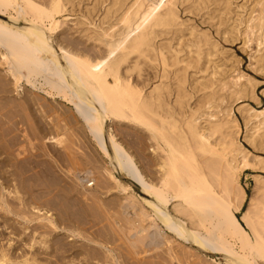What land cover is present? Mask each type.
I'll list each match as a JSON object with an SVG mask.
<instances>
[{
  "label": "bare ground",
  "instance_id": "1",
  "mask_svg": "<svg viewBox=\"0 0 264 264\" xmlns=\"http://www.w3.org/2000/svg\"><path fill=\"white\" fill-rule=\"evenodd\" d=\"M188 1L191 2L192 6L200 7L208 4L211 0ZM177 2L178 0H97V5L93 8V11H96L99 5L104 6L103 17L99 25L100 27L98 26L97 28L99 32L91 34L86 23L88 19L85 18V21L79 19L77 25L80 29H74V31L70 33V38L67 37V34L65 36L67 37V41L66 44H64L59 39L63 37L61 34V37H58V35L54 36L61 27V23L57 20V17L66 11L75 13L74 8L76 5L74 0H50V4L46 2V6L36 0H0V16H3L2 13H5L8 9H12L15 13V16L9 19H5V17L4 19L0 18V48L4 50L0 55V60L3 59L8 64L5 76L12 77V79L18 83V86H16L17 90H22L21 88L23 86L21 82L25 80L29 85L39 89V91L41 90V92L43 91L47 94L54 93L66 99V102L74 108V113L86 127L98 148L108 157L110 161L108 181L111 182L113 180V182L120 184L122 188H126L128 185L124 186L114 174L123 176L130 183L137 186L142 194L147 197L141 199L146 208L142 207L139 213H136L139 220L133 222L136 226L135 232L130 235L125 233V235L122 236V238L125 237L126 239L125 243H127V247L123 245L124 241H121L123 243L117 242L125 247L124 249L127 250V255L125 253L124 255L130 258V261L128 258L125 259L126 257L122 252L123 249L121 251L118 250L119 253H117V250L105 239L107 236H102L100 237L101 239H97L98 241L94 238L89 239L90 242L94 244L91 246L92 259L95 258L97 264H176V261H180V255L183 254H180L181 252L179 251V249L183 250L181 249V246H184L183 244L189 245L188 249H185L184 252V256L188 259L193 257L192 251L196 249L204 254H213L214 256L223 255L228 264L264 263V194L261 202L258 204V212L254 216L251 215V208L254 206V198H248V194L245 191L246 189H244L243 186L239 185L238 188H235V185L238 186L239 184L237 182L238 173L244 169L253 167L256 171H264V157L255 155L251 162L249 156L250 152L237 141L238 131L235 130V128H237L238 125L235 119L230 117L232 112L231 108L226 106L222 109V112L218 111L217 108L220 107V103L222 104L226 100V98L218 95V90L224 89L228 83L223 82L224 79L219 80L217 77L219 72L216 71L215 61L212 59V54L214 55L212 51L216 50L217 46L213 43L210 36L206 34L199 35L193 30L190 31L192 39L187 40L185 43L182 41L184 37L182 35V27L184 24L180 21L178 15ZM47 3L49 6H47ZM218 3L219 9L221 10H219V12L223 15L227 7L221 1ZM258 4L260 8L258 9L257 17L253 18L254 23L252 29H256L257 41L259 42V46H261L264 45V0H258ZM67 5H70L71 10H68ZM217 8L218 6H216V9ZM27 15L32 16V19L28 21L27 24H23L22 20ZM82 16L85 17V15ZM43 20L51 22L48 28L45 27ZM63 28H65V26ZM76 34L78 35L75 36ZM172 34L179 35L176 47H174L169 40L165 42L167 41L166 39H169L168 36ZM245 34H247V32ZM89 41L93 42L92 47L86 43ZM258 57L259 58L255 59L264 69V53H261ZM148 67L155 69L156 77L146 82L143 80V77L145 74L144 70ZM210 67L211 72L203 76V79H205L204 82H196L195 86L190 84L189 70H194L202 74L206 73ZM238 78L240 80L244 78L246 82L239 85L237 90L231 92L229 94L230 97H227L226 101L233 96L238 100L248 96L249 93L253 96V79L246 77L242 72L239 73ZM140 79L142 82H139ZM8 91L6 90L5 92L7 93ZM199 92H202V94L198 96L197 101L192 106V100ZM21 101H23V98ZM36 101L38 102L39 100ZM11 102H13V100H11ZM40 102L42 103V101ZM44 102L46 103L47 101ZM31 104H29L30 107L32 106ZM48 105L49 101L48 104L46 103L47 108ZM50 105L51 107L54 106H52V103ZM18 106L20 107L22 105L20 104ZM47 108L46 110L48 111L50 107ZM251 108L250 111L253 114H251L250 117H254L255 119L264 117V110L258 111L253 109V107ZM52 110L53 109H50V113H52ZM47 111L46 113H49V111ZM67 111L70 112V109ZM58 112L60 113V111ZM220 112L222 116H219ZM63 113L65 114V112L62 111V115H64ZM30 115H32L31 112ZM60 115L61 114H57V116ZM38 116L39 115H37V118ZM64 116H62L61 119H63ZM69 116L70 115L67 117ZM34 118H36V116ZM69 118L77 123L75 117ZM115 120L130 124L133 129L141 131V133L148 138L152 159L144 164L146 168L143 167L142 164L144 162L142 163L140 157L133 153V151L115 134L112 127V122ZM107 121H110V124H107ZM74 122L72 123L74 124ZM32 125L34 124L32 123ZM72 125L70 124V126ZM81 130L82 129H80V134H82ZM124 130L126 129L124 128ZM261 130L259 126H256V131L254 132H251V130L247 128L245 139L251 143L258 141L259 147L264 148V131H262V134H257V131ZM41 131L44 130L41 128ZM45 131H47V128ZM82 131L84 132V129ZM76 134L77 133H75V135ZM84 138L87 139L86 137ZM48 139L63 145L61 143L64 138L52 136ZM86 141L88 143V140ZM71 142H73V140ZM33 143L34 142H32V144ZM28 144L30 145V143ZM43 146L46 145L43 143ZM23 149L20 150L23 151ZM139 149L140 148H138V150ZM31 150L32 149H30V151ZM50 154L48 153L47 156ZM70 155L74 157V154ZM38 157H40V155ZM20 158L25 159L24 157ZM20 158L18 157L17 160ZM69 161L70 163H74L75 159L73 162H71V160ZM43 162L45 161L42 160L41 163ZM47 162H45L47 164L46 167L50 169L51 166H48L49 163ZM25 163L28 164L29 160ZM0 165L5 168L2 166V163ZM42 166L44 167V165ZM53 166L54 165H52V169H54ZM16 167L18 166L16 165ZM20 167L22 166L20 165ZM24 167L27 166L24 165ZM29 167L30 166H28V168ZM47 169L48 168H46V170ZM151 169H153V172ZM30 170L32 171L34 169L31 167ZM50 171H47V173ZM65 172H67V170ZM27 173H29L30 178L31 172L28 171ZM51 173L55 175L54 172ZM36 174L38 175V173ZM33 175L34 174H32V176ZM48 175H50V173H48ZM4 176L7 175L5 174ZM40 177L42 179V175ZM55 177L57 179V176ZM59 177L61 176L59 175ZM103 177L104 176H102V178ZM35 178H38V176ZM43 178L45 179V176ZM0 179L3 180V174L0 176ZM96 179L97 178H95V180ZM90 180L91 178H81V182L83 184L84 182L87 183V186L94 185L93 182H89ZM39 182L37 185H39ZM58 183H60V180ZM62 183L60 185L65 187L63 184L66 183ZM255 183L256 188L260 186L264 188V177L259 175L255 176ZM3 184L4 183L1 181V186H3ZM70 184L69 186L72 187ZM3 188V190H6L5 187ZM42 188H38V192ZM74 188L76 189V187ZM30 190L31 188L29 187L28 194ZM252 192L254 191L252 190ZM62 193L63 192H61V194L58 193L59 197L60 195L64 196ZM84 193L87 194V192ZM8 194H11V192H8ZM34 194L38 195L37 191ZM73 195L72 196L75 197L76 193ZM91 195H89L90 198ZM55 196L56 195H54V197ZM61 198L60 200H62ZM83 198H85V196ZM83 198L81 199L84 200ZM247 198L249 200H247ZM1 199L4 206L8 207L7 203L9 201L6 203L4 200V193L1 195ZM15 199L18 200L20 204L24 203L17 189L15 190ZM73 199L75 200L77 198ZM44 200H46V198H44ZM58 200L55 201L54 198L52 204L53 202H58ZM66 200L67 199H65V201ZM70 200L69 205L71 203ZM95 201H93V205ZM87 203L90 204V202ZM112 203L113 202H111V204ZM54 204L57 205V203ZM74 204L76 205V203H73V206H71L75 208L76 206ZM56 205H54V207ZM57 206L55 207L56 210L59 209ZM89 208L90 206L87 207L88 210ZM31 211L37 219L46 221L47 225L50 226L49 229L54 230V228H59L56 225L57 223L55 224V220L58 216L54 218V215L56 216L57 214L52 212L53 210L51 211L44 207L31 205ZM129 211L132 212L131 209ZM88 212L91 213L94 211L91 210ZM240 212L241 214L238 216ZM110 213L111 212H109V214ZM92 214L93 213L90 215ZM102 216L105 217L104 214ZM120 219L122 218H119V220ZM100 222H97L96 226L93 227H96V229L101 228ZM88 223H90V221ZM89 225H91V223ZM109 226L112 227L110 224ZM129 226L127 228H129ZM86 227L85 225L84 228ZM33 229L34 228H32V230ZM54 231H67L70 232L72 236L75 235L72 230L66 227ZM90 231H93V229L89 230V232ZM113 231L112 234L114 233ZM96 232H98V230ZM112 234L110 233V235ZM47 236L48 235L44 234L40 238L44 240ZM59 237L60 236H57L58 239ZM86 237L88 236L86 235ZM115 237V239H117V236ZM62 241L64 240L62 239ZM52 242L55 243L53 240ZM65 242L60 241L62 246L67 244ZM77 244H74V247L77 246ZM64 247H66V245ZM117 247L119 246L116 244V248ZM77 248L79 247L77 246ZM80 248H82V246ZM68 251H70V249ZM150 251H156V254L154 253L153 255V259L156 260L152 259L150 261V259H145L146 257L140 258V256L148 254ZM52 255H56V253ZM10 258L7 252H5V249L1 248L0 264H9L11 262ZM120 258H123L122 262ZM194 262L192 264H194ZM17 264H36V262L26 257ZM79 264H82V262ZM84 264L86 263L84 262Z\"/></svg>",
  "mask_w": 264,
  "mask_h": 264
},
{
  "label": "rangeland",
  "instance_id": "2",
  "mask_svg": "<svg viewBox=\"0 0 264 264\" xmlns=\"http://www.w3.org/2000/svg\"><path fill=\"white\" fill-rule=\"evenodd\" d=\"M36 1L43 4L44 6H46V2H49V4H50V0H47V1L36 0ZM96 1L97 0H74L75 5H76L74 8L75 13H72L71 11L69 13V11L68 12L66 11L67 13L63 12V14H61L60 16L57 17V20H59L61 23V27L55 33L54 36L58 35V37H61V35H62L63 37H61L59 39L61 42L66 44L67 37L70 38V33L72 31H74V29H80V27L77 25L78 24L77 21L79 19L82 21H85V18L88 19V21H86V23H87L88 28L90 29L89 32L91 34L99 32V30L97 28L100 25V22H101L100 20L103 17L104 6L99 5L97 7V10L93 11L94 10L93 8L97 5ZM220 1L223 2L227 7V9L223 13V15L221 14V12H219L220 9H219V3L218 2H220ZM49 4L47 6H49ZM216 6H218L217 9H216ZM67 8H68V10H71L70 5H67ZM259 8H260V5L258 4V0H211L208 4L202 5L200 7L192 6L191 2L188 0H178V2H177L178 15H179L180 21L184 24L182 27V35L184 36L182 38V41L185 43L187 40H191L192 36H190V31L193 30L194 32H196L199 35L206 34V35L210 36L213 43H215L217 46L216 47L217 51L216 50L212 51L214 53V55L212 54V59L215 61V65H216L215 69H216V71L219 72L217 77L219 80L224 79L223 82L228 83V85L224 89L218 90V95L226 98V100H227V97H230L229 94L231 92L237 90L239 88V85L246 82V79L241 78V80H240L238 78V75L240 72H242L244 75H246V77H250L251 79H253V84H254L253 96L251 93H249L248 96L240 98L238 100H236L233 96L231 99L229 98L228 101L225 100L224 103H222V104L220 103V107L217 108L218 111H221V112H222V109L226 106H229L231 108L232 112H231L230 117H233L236 121V124L238 125L237 128H235V130L238 131L237 141L240 142L241 145L247 151L250 152L249 156H250L251 162L253 161V158L255 155L264 157V153H263L264 148L259 147L260 145H259L258 141H256L255 143H251L245 139V135L247 133V128H248V130H251V132H254V131H256V126H259L262 130L257 131V134H262V131H264V117H260L257 119H255L254 117H250V115L253 114L250 111V109H252L251 107H253V109L258 110V111L264 110V69L261 67V64L257 63V61L255 59V58H259L258 56L261 53H264V45L259 46V44H258L259 42L257 41L256 29H252L253 28L252 25L254 23L253 18L257 17ZM2 14H3V16H0V18H2V19H4V17H5V19L6 18L9 19V18L15 16V13L12 9H8L5 11V13L3 12ZM82 15H85V17H83ZM31 19H32V16L27 15L22 20V23L27 24L28 21H30ZM43 23H44L46 28H48L51 24V22L48 20H43ZM67 23H69V24H67ZM63 25L65 26V28H63L64 27ZM104 26H106V25H104ZM240 29H241V31H240ZM252 30H254V31H252ZM65 32H67V33H65ZM246 32H247V34H245ZM66 35H67V37H65ZM77 35L78 34H76L75 36H77ZM178 37H179L178 34L169 35L168 36L169 39H166L167 41H165V42H168V40H169V41H171L172 45H174V47H176V45L178 43V40H177ZM65 38H66V40H65ZM89 42H86V43H88V45H91V47H92L93 42H91V41H89ZM214 51H216V52H214ZM2 52H4V50H2L0 48V55ZM253 60H254V62H253ZM238 67H240V68H238ZM7 69H8V64L3 59H1L0 60V77H2V78L4 77V78H3V80H2V78H0L1 79L0 84L3 83V84H1L3 87L0 85L1 86L0 89L2 88L0 90L1 91L0 92V97H1L0 103L2 104V105L0 104V112H1V114H0V145H1L0 146L1 147L0 148V164L2 163L3 164L2 166H4L5 168L1 167V165H0V168H1L0 169V176H2V174H3V180L0 179V249L1 248L5 249V252H7L9 258L11 257L10 258L11 262L9 264H17L18 262H21L22 260H24L26 257L28 259H30L31 261L36 262V264H79L81 262H82V264H84V262L86 264H92V262H93V264H97L96 259L95 258L92 259L91 246L94 244L92 242H90L89 239L94 238L95 240H97V239H101L100 237H102V236H107V237H105V239L107 241H109V244L112 247H114L115 250H117V253H119L118 250L121 251L123 249L122 250L123 255H124V253L126 254L127 250L124 249L125 247L123 245L126 246L127 243H125L126 242L125 237L122 238V236L125 235V233L127 235H130V234H133L135 232L136 226L134 225L133 222H136L139 220V217L136 213H139V211L142 207L146 208L143 205L141 199L147 198V197L144 194H142V192L139 190V188H137V186L130 183L123 176H120L118 174H114L117 177V179L124 186L128 185L126 188H122V186H120V184L113 182V180L111 182L108 181L109 180L108 174L110 173V171H109L110 161H109L108 157L104 153H102L101 150L98 148L97 144L93 141L92 137L88 133L86 127L83 125V123L80 121V119H78V117L74 113V111H73L74 108L66 102V99H64L63 97L57 96L54 93L47 94L46 92H43V91L41 92V90L39 91V89L33 88L25 80L21 82V84L23 86L21 89L23 91L20 89H18L19 90L18 91L16 89L17 88L16 86H18L17 85L18 83H16V81L14 79H12V77L5 76ZM209 72H211V67L207 70L206 73H202V74H200L199 72H195L194 70H189L190 84L195 86L196 82H204L205 79H203V76L207 75ZM144 73L145 74H144L143 80L146 82H149V79H153L154 77H156L155 69H151L150 67L145 68ZM2 81H4L6 84ZM139 82H142V80L140 79ZM5 85L7 88L5 87ZM6 90L7 91L9 90V91L6 93L5 92ZM32 93H33V95H32ZM4 94H5V96H4ZM201 94H202V92H199L194 96V99L192 100V106L195 104V102L198 99V96H200ZM28 97H30V98H28ZM11 98H13V99H11ZM22 98H23V101H21ZM5 99H6V101H5ZM11 100H13L14 103L11 102ZM18 100L20 101V103ZM36 100H39V101L37 102ZM40 101H42V103ZM44 101H47L46 102L47 104L49 101L48 108L50 107V109H53L51 111L53 114L50 113V109H48L46 107V103ZM5 102H8V103H5ZM16 102H18V103H16ZM50 102L52 103V106L54 105L53 107H51ZM20 104L22 106L19 107L18 105H20ZM29 104H31L32 106L30 107ZM57 104H58V107H57ZM28 105H29V107H28ZM64 105H65V107H64ZM7 108H8V110H7ZM46 108L48 109L49 113H46V111H47ZM69 109H70V112L67 111ZM4 110H5V112H4ZM26 110H27V113H26ZM32 110H34L36 112H34ZM58 111H60V113ZM62 111L65 112V114L64 113L63 114L66 116V118L64 115H62ZM30 112L33 116L35 115L36 118H34L35 116L33 117L32 115H30ZM221 112L219 113V116H222ZM66 113L67 114L69 113L68 114V115H70L69 117H72V118L75 117V120L77 123H75L73 119L70 120V118L67 117L68 115ZM36 114L39 115L38 116V118L40 117L39 119L37 118ZM57 114H61L62 116H64L63 119H61V117H62L61 115H60L61 116L60 117V116H57ZM57 117H59L60 119ZM14 119H17V120H14ZM38 121H40V122H38ZM72 122H74V124ZM32 123L34 125H37V126L32 125ZM69 123L71 125L72 124L73 125L70 126ZM112 123H113L112 127L114 129V132L118 136V138L121 141H123L124 144L130 150L133 151V153H135L138 157H140V160L142 161V163L144 162L142 164L143 167L146 168L144 166V164L146 162H149L152 159L151 150H150L151 148H149L150 142H149L148 138H146L141 133V131H139L137 129H133V127L128 123H124V122H120V121H116V120L113 121ZM17 124H19V125H17ZM76 124H78V125H76ZM107 124H110V121H107ZM58 125H60V126H58ZM67 126H69V127H67ZM75 126L76 127L79 126L78 127L79 129L76 128ZM120 126H121V128H120ZM33 127L35 130L33 129ZM44 127H45V129H44ZM38 128H39V131H38ZM41 128L44 131H41ZM46 128H47V131H45ZM124 128L127 131L124 130ZM127 128H129V129H127ZM80 129H82V130L84 129V132L81 130L82 134H80ZM131 129L133 132L131 131ZM128 132H130V133H128ZM137 132H138V134H137ZM75 133H77L76 135L80 139L75 135ZM83 133L85 136L83 135ZM71 135L75 138L76 141L74 140V138ZM52 136H58L59 138L60 137L64 138V139H62V143H61L63 145H60L58 143H55L53 140L48 139L49 137H52ZM84 137H86L87 139H85ZM72 140H73V142H71ZM86 140H88L89 144L87 143ZM32 142H34V143L32 144ZM65 142H66V144H65ZM28 143H30V145ZM43 143L46 146H43ZM82 143L84 146L82 145ZM71 145L73 146V148ZM29 148L32 149L31 150L32 152L30 151ZM138 148H140V149L138 150ZM20 149H23V151H21ZM71 149H73V150H71ZM6 151H8V152H6ZM260 152H262V153H260ZM48 153L49 154L51 153L49 155L50 158H49V156H47ZM70 154H72V155L74 154V157L71 156ZM28 155H29V158H28ZM37 155L38 156L40 155V157H38ZM18 157L19 158L20 157H24V158L26 157V158L25 159L20 158L19 160H17ZM76 158H77V160H76ZM74 159L76 162L74 161ZM28 160H29V163L28 164L25 163V162H28ZM33 160H34V162H33ZM42 160L45 162L48 161L47 162V163H49L48 166H51L50 169H49V167H46L47 164L45 162L41 163ZM69 160H71V162L74 161V163H70ZM35 162H37V163H35ZM40 163H41V165H40ZM16 165L18 167H16ZM20 165L22 167H20ZM24 165H26L27 167H24ZM42 165H44L45 169ZM52 165H54L53 166L54 169H52ZM28 166H30L29 167L30 169L32 167V169H34V170L31 171L28 168ZM25 168H27L28 170ZM46 168H48V169L46 170ZM66 170H67V172H65ZM24 171L31 172V174H30L31 177L29 178V173L24 172ZM34 171L35 172L37 171L36 173H38V175ZM47 171H50V172H48V173H50V175H48ZM55 171H57L58 174ZM151 171L153 172V169H151ZM51 172H54L55 175ZM42 173H44L45 175ZM5 174L7 176H4ZM27 174H28V176H27ZM32 174H34L33 175L34 177L32 176ZM41 175H42L43 180L40 177ZM59 175L61 177H59ZM257 175L264 177V171L263 172H260L258 170L256 171V169H254L253 167L248 168V169H244L243 171L238 173L237 182L239 184H238V186L235 185V188H238L239 185L243 186L244 189H246L245 191L248 194V198L249 197L254 198V206L251 208L252 209L251 215H254V216L258 212V204L261 202V200L263 198V194H264V188H262V186H260L259 188H256L255 176H257ZM37 176H38V178H35ZM44 176H45V179L43 178ZM55 176H57V179ZM102 176H104V177L102 178ZM51 178L54 180H52ZM81 178H85V179L91 178V180L89 182H94V185L87 186V183H85V182L83 184L81 182ZM95 178H97V179L95 180ZM47 179H49V180H47ZM13 180H15V181H13ZM59 180H60V183H58ZM1 181L4 183L3 186H1ZM42 181H44V182H42ZM38 182H39V185H37ZM62 182L66 183L67 185L63 184ZM42 183L44 184V187H43ZM57 183H58V185H57ZM61 183L65 187H62V185H60ZM70 183H73V184H70ZM235 183H236V181H235ZM32 184H33V186H32ZM40 184H42V185H40ZM69 184L72 185V187L69 186ZM110 185H112V186H110ZM3 187H5L6 190H3L4 189ZM7 187H8V189H7ZM29 187L31 188V190L33 192L30 190L29 194H28ZM69 187L72 191L69 189ZM74 187H76V189ZM38 188H42V189H40L38 192ZM65 188H67L68 191ZM16 189L19 191V196L23 199V202H24L23 204H20L18 202V200L15 199V190ZM35 190L37 191L38 195L34 194V193H36ZM252 190L254 192H252ZM8 192H11V194H8ZM57 192L60 194H61V192H63L62 194L64 196L60 195V197H59ZM84 192H87V194ZM3 193H4V200L6 201V203L9 201L7 203L8 207L4 206V204L2 202L1 195H3ZM75 193H76V195H75V197H73L74 196L73 194H75ZM251 193H252V196H251ZM54 195H56V196L54 197ZM89 195H91V198ZM117 195H118V197H117ZM29 196H32V197H29ZM42 196H44V197H42ZM49 196H51V197H49ZM66 196H68V197H66ZM84 196H85V198H83ZM53 197L55 198V201L59 199L58 202H53V204H52V201H54ZM61 197H63V198H61ZM72 197L77 198V199H75L76 201ZM44 198H46V200H44ZM60 198L62 200H60ZM81 198H83L84 200H82ZM248 198H247V200H249ZM65 199H67V200L65 201ZM92 199H94V200H92ZM11 200H12V202H11ZM69 200L71 202L70 205H69ZM84 201H85V203H84ZM93 201H95L94 205L97 204L96 206H97L98 210L96 209V206L93 205ZM34 202H36V203H34ZM72 202L76 203V205L74 204L76 206L75 208L72 207L73 206ZM87 202H90V204H92V205H90ZM111 202H113V203L111 204ZM37 203H39V204H37ZM54 203H57L58 206ZM58 203H60L62 205H60ZM246 204H245V206H246ZM31 205H37L40 207H44V208L50 209L51 211L53 210L52 212L57 214L56 216L53 214L54 218H56L57 216L59 217V219L57 217L55 220V224L57 223L56 225L59 228L58 229L54 228V230H60L62 227H66V228L72 230L75 233V235L72 236V234L70 232H67V231L56 232L53 229H49L50 226L47 225L46 221H41V220L37 219L36 216L32 213ZM54 205L59 207V209L57 208L58 210H56V208H55L56 206L54 207ZM65 205H66V207H65ZM88 205L90 206L89 210L87 209V207H89ZM92 206H94V207H92ZM128 206H130V207H128ZM105 207L108 209H106ZM99 208H100V210H99ZM102 208H103L104 212H103ZM110 208H112V209H110ZM129 208L132 210V212L129 211L130 210ZM75 209H78V210H75ZM79 209H80V211H79ZM14 210H16V211H14ZM91 210L94 211V212H91V213H93L92 215H90L91 213L88 212ZM58 211H61V212H58ZM69 211H70V213H69ZM100 211L102 212V214ZM67 212L69 213V215ZM109 212H111L110 213L111 215L109 214ZM103 214L105 215V217L102 216ZM240 214H241V212L238 214V216H240ZM106 215L108 216V218ZM134 215H136V216H134ZM118 216H119V218H122V219L119 220ZM129 217L131 218V220ZM105 218H106V220H105ZM132 218H134V219H132ZM126 219H127V221H126ZM128 219H129V221H128ZM109 220H110V222H109ZM89 221H90L91 225H89L90 224V223H88ZM111 221H112V223H111ZM97 222H100L99 223L101 225V228H99L100 230L98 228L96 229V227H93V226H96ZM106 222H109V223H106ZM109 224L112 227H110ZM85 225L87 226L86 228H84ZM88 225H89V227H88ZM41 226H43L44 228ZM128 226H129V228H127ZM25 227H27V228H25ZM97 227H98V224H97ZM132 227H133V230H132ZM32 228H34V229L32 230ZM51 228H53V227H51ZM123 228H124V230H123ZM92 229H93V231L89 232V230H92ZM97 230H98V232H96ZM31 231H32V233H31ZM101 231L104 233H102ZM112 231L114 232L113 234H112ZM49 232H51L52 234ZM98 233H99V235H98ZM108 233H109V235H108ZM110 233L112 235H110ZM44 234H46L48 236L44 240H41L40 237L43 236ZM86 235L89 238L86 237ZM57 236L62 237V238L59 237V239H61V240H59L57 238ZM115 236H117V239H115L116 238ZM54 238L55 239L57 238V239L55 240ZM30 239H31V241H30ZM62 239L64 241H62ZM52 240L55 241V243L52 242ZM60 241L61 242L66 241L65 243H67L71 247L68 246L67 244H64V243H63L64 245L62 246ZM118 241L120 243H123L121 241H124L123 245L120 243H117ZM44 242H45V245H44ZM47 242H49L50 244ZM56 242L59 244V247H58V244ZM28 243H30V244H28ZM77 243H80V244H77ZM74 244H77V246L79 248H77V246H75L76 247L75 248ZM116 244H117V246H119L121 248H119V247L116 248ZM65 245H66V247L67 246L68 247L67 248L64 247ZM79 245H81L82 248H80L81 246H79ZM174 245H176V244H174ZM183 245L184 246H181V249H183V250L179 249V251L181 252L180 254H182V253L183 254L180 255V261L179 262L176 261V264H180V263L184 264V262H185V264H192L194 261H195L194 264H199V263L200 264H207V263L208 264H228L223 255H215L214 256L213 254H204V253L196 250L195 248H194L195 250L192 251L193 257L188 259L184 256V252H185V249L186 250L188 249L189 245H185V244H183ZM60 246H62V247H60ZM185 246H186V248H185ZM64 248H66V249H64ZM43 249L44 250L46 249L45 252ZM69 249H70V251H68ZM60 251H61V253H60ZM136 251H137V249H136ZM73 252H75V253H73ZM55 253H56V255H52ZM154 253L156 254V251H150L148 253L149 255L145 254V255L140 256V258L146 257L145 259H147V260L150 259V261H151L153 259ZM126 255H124V256L126 257ZM16 257H17V259H16ZM43 257H44V259H43ZM127 258L128 257H126L125 259H127ZM82 259H83V261H82ZM120 259L119 260L122 262L123 258H120ZM128 259L130 261V258H128ZM153 260H156V259H153ZM185 260H187V261H185ZM257 264H264V263L258 262Z\"/></svg>",
  "mask_w": 264,
  "mask_h": 264
},
{
  "label": "built area",
  "instance_id": "3",
  "mask_svg": "<svg viewBox=\"0 0 264 264\" xmlns=\"http://www.w3.org/2000/svg\"><path fill=\"white\" fill-rule=\"evenodd\" d=\"M94 183V182H93ZM92 186V185H91Z\"/></svg>",
  "mask_w": 264,
  "mask_h": 264
}]
</instances>
